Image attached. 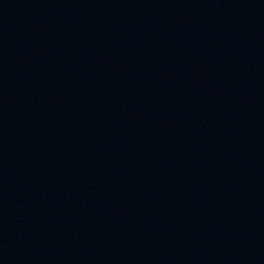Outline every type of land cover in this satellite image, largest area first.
Returning <instances> with one entry per match:
<instances>
[{"label":"water","instance_id":"obj_1","mask_svg":"<svg viewBox=\"0 0 264 264\" xmlns=\"http://www.w3.org/2000/svg\"><path fill=\"white\" fill-rule=\"evenodd\" d=\"M0 264H264V0H0Z\"/></svg>","mask_w":264,"mask_h":264}]
</instances>
